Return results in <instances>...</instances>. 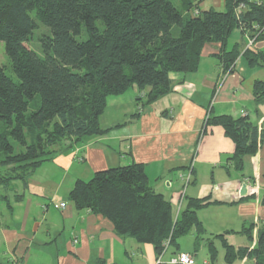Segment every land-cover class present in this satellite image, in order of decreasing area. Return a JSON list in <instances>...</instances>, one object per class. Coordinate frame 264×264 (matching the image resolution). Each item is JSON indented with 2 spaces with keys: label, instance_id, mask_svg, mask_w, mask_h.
Instances as JSON below:
<instances>
[{
  "label": "trees",
  "instance_id": "obj_1",
  "mask_svg": "<svg viewBox=\"0 0 264 264\" xmlns=\"http://www.w3.org/2000/svg\"><path fill=\"white\" fill-rule=\"evenodd\" d=\"M203 1L0 0V43L17 77L16 81L0 65L3 193L15 182L27 185L28 177L57 150L106 133L101 117L110 97L137 87L142 93L138 102L150 105L171 91L172 74L198 70L206 44L221 45L218 58L225 71L232 72L242 52L240 45L227 48L233 31L264 40L263 5L225 0L224 11H204L199 7ZM241 3L246 9L238 13ZM32 12L48 30L39 39L42 54L30 46L37 29ZM243 56L249 65L264 67L262 56L250 49ZM255 97L264 101V83L255 84ZM206 125L222 126L234 141L231 161L238 170L264 143V128L248 118L208 117ZM70 199L77 209L109 219L117 235L153 245L158 256L167 240L169 247H178L193 228L197 245L210 241L197 216L209 199H191L175 222L171 203L152 189L141 164L78 180ZM226 234L214 238L222 240L227 264L244 258L264 264V226L253 250L234 248ZM208 244L216 252L214 243Z\"/></svg>",
  "mask_w": 264,
  "mask_h": 264
},
{
  "label": "crops",
  "instance_id": "obj_2",
  "mask_svg": "<svg viewBox=\"0 0 264 264\" xmlns=\"http://www.w3.org/2000/svg\"><path fill=\"white\" fill-rule=\"evenodd\" d=\"M246 1L264 6V0ZM199 7L224 11L226 2L205 0ZM249 40L240 30L233 31L227 48L240 45L242 52L232 72H226L218 58L221 45L209 43L198 70L172 74L171 91L156 102L142 106L137 87L110 97L101 117L106 133L87 137L69 150H57L28 177L27 185L15 182L5 193L0 188V264H157L153 245L117 235L109 219L77 209L70 199L78 180L90 181L99 171L133 163L144 166L152 189L171 203L175 222L191 199H209L197 212L200 221L204 210L218 215L201 221L216 252L210 241L196 244L193 228L188 234L195 241L191 252L169 247L162 264L179 253L192 254L197 261L203 245L209 255L198 264H227L223 242L214 238L226 233L229 245L253 250L264 226V143L256 155L244 158L238 170L231 161L234 141L222 126L206 125L208 117L230 116L248 118L264 128V101L255 97V84L264 83V67L249 65L243 56L250 49L264 59V40L253 46ZM189 167L192 177L184 189L180 175ZM244 185L247 194L242 197ZM233 264L255 261L244 258Z\"/></svg>",
  "mask_w": 264,
  "mask_h": 264
},
{
  "label": "rangeland",
  "instance_id": "obj_3",
  "mask_svg": "<svg viewBox=\"0 0 264 264\" xmlns=\"http://www.w3.org/2000/svg\"><path fill=\"white\" fill-rule=\"evenodd\" d=\"M31 16L35 19L36 21V24H37V29L35 30L34 34H33V41L31 42V48H33L35 51H37L39 54H42V51H41V47H40V42H39V39L40 37L45 34V33H48V30L47 28L36 18V15L34 12L31 13ZM251 39L253 38H250L249 40V43L248 45L249 46H253L254 43L256 42V40H254L252 43H251ZM0 65L2 67H4L5 69V72L11 76L12 78H14L16 81H17V77L16 75L14 74L13 70H12V65H11V61L10 59L8 58L6 52H5V45L4 43H0ZM40 98H36V102L39 100ZM214 210L212 209H209V210H204L203 212L200 213V218H201V221H203V218L207 219L208 220H212V216L215 218V216H218V215H213L214 214ZM227 236H225L226 238ZM194 236L192 235H188V236H185L183 238L180 239V241L178 242V246H180V248L183 250V251H187V252H191L192 248L194 247ZM202 245V244H201ZM187 246V248H190V250H186L185 247ZM204 246V245H203ZM203 246L202 248L199 250L198 252V255H196L197 257V261H201L203 262L205 256H207V254L209 255V252L208 250L204 251L203 250ZM177 248L175 245L173 246V248Z\"/></svg>",
  "mask_w": 264,
  "mask_h": 264
},
{
  "label": "built area",
  "instance_id": "obj_4",
  "mask_svg": "<svg viewBox=\"0 0 264 264\" xmlns=\"http://www.w3.org/2000/svg\"><path fill=\"white\" fill-rule=\"evenodd\" d=\"M246 9V5L245 3H241L237 9V12L240 13L242 11H244ZM255 40V38L251 39V43ZM82 161V160H81ZM192 177V168L189 167L188 171L185 174L180 175V178L185 182L184 185V189H186V187L190 184V180ZM184 194H185V190L183 191L181 198L179 200V205L182 204L183 198H184ZM66 207L65 203H62L60 205L61 209H64ZM164 250L163 252L158 256L157 258V264H162V259L166 253V251L168 250L169 246H170V240H167L164 244ZM169 264H198L195 256L189 253H179L176 257L172 258L169 261ZM204 264H208V263H204Z\"/></svg>",
  "mask_w": 264,
  "mask_h": 264
},
{
  "label": "water",
  "instance_id": "obj_5",
  "mask_svg": "<svg viewBox=\"0 0 264 264\" xmlns=\"http://www.w3.org/2000/svg\"><path fill=\"white\" fill-rule=\"evenodd\" d=\"M241 196L243 197V196H245L246 194H247V186L246 185H244L243 187H242V190H241Z\"/></svg>",
  "mask_w": 264,
  "mask_h": 264
}]
</instances>
